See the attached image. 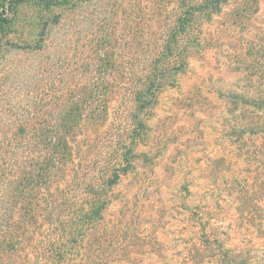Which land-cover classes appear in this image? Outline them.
<instances>
[{
  "label": "trees",
  "instance_id": "16d2710c",
  "mask_svg": "<svg viewBox=\"0 0 264 264\" xmlns=\"http://www.w3.org/2000/svg\"><path fill=\"white\" fill-rule=\"evenodd\" d=\"M91 1L0 0V58L6 47L42 51ZM101 5L92 54L13 105L0 143V264H264V0ZM27 7L37 32L15 40ZM211 57L229 81L194 72ZM171 89L182 95L172 111L217 102L221 131L204 123L198 164L166 156L155 110Z\"/></svg>",
  "mask_w": 264,
  "mask_h": 264
},
{
  "label": "rangeland",
  "instance_id": "374dc122",
  "mask_svg": "<svg viewBox=\"0 0 264 264\" xmlns=\"http://www.w3.org/2000/svg\"><path fill=\"white\" fill-rule=\"evenodd\" d=\"M102 1L92 0L82 12L78 10L68 12L64 16L62 24L52 29L42 51L22 52L15 48H5L3 56L0 58V143L12 128L11 113L15 102L27 104L38 85L41 86L48 81L49 83L53 82L58 74H62L64 70L68 69L70 63L76 62L81 56L92 54L96 35L92 32L91 27L101 16ZM122 1L118 0V3L122 4ZM22 12H24L23 17L25 18L24 22L26 20V25L24 24L25 27L22 29L23 33L14 34L15 40L34 36L37 32L36 26L33 25V19L36 18L33 8L27 7ZM112 14V20H117L121 24L124 12L114 11ZM120 24H117L118 27L115 29L117 35H120L122 31L119 29ZM119 50H121L120 47ZM137 52L139 53V51ZM138 53L134 58H138ZM223 62V57H211L208 60L198 58L193 65L194 72L202 76L205 82L217 84L223 77L228 78L222 74V71H219L225 68ZM227 74L229 75L228 72ZM176 90L166 91L161 98L162 104L155 110L156 117H161L165 121L163 123L166 125L163 126L165 130L163 139L170 140V142H166L165 150L167 154L171 155L166 156L171 159L175 155L174 153L179 150L183 152H178V156H183L181 165L188 166L194 162L198 164L199 161L195 160L203 161L204 151L208 148L204 138V123L208 124L207 133L211 132L210 126L213 127V133L216 135L221 131V120L215 114L217 102L213 101V104H209L201 99L195 100L194 103L198 101L199 105H194V108H200V113L172 111L174 98L180 95ZM181 97L182 95L178 96V98ZM105 137L108 136L105 135ZM173 138H177L175 142L171 141ZM189 145L191 148H188ZM157 172L159 173L158 170ZM157 172L154 173L155 175L151 174L149 179L156 180ZM132 181H135L133 175L124 178L122 186L118 190L124 189Z\"/></svg>",
  "mask_w": 264,
  "mask_h": 264
}]
</instances>
